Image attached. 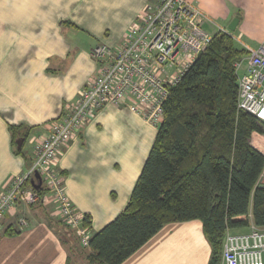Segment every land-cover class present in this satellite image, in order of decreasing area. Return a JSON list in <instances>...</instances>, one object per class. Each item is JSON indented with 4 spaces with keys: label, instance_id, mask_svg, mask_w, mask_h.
I'll use <instances>...</instances> for the list:
<instances>
[{
    "label": "crops",
    "instance_id": "1",
    "mask_svg": "<svg viewBox=\"0 0 264 264\" xmlns=\"http://www.w3.org/2000/svg\"><path fill=\"white\" fill-rule=\"evenodd\" d=\"M150 1L0 0V191L26 170L48 124L64 114L97 73L91 49L98 44L119 47ZM187 1L204 13V26H213L212 35L233 32L241 47L252 49L264 39V0ZM234 19L237 25L230 31ZM245 69L243 61L238 74ZM10 126L19 129L16 137ZM156 132L141 115L106 105L63 149L56 168L72 207L90 218V237L124 210ZM251 144L264 150V136L253 134ZM38 205L24 216L22 212L24 226L18 225L15 213L4 216L3 230L13 225L19 232L0 234V264L86 262L75 247L73 256L69 254L70 240L63 244L65 230L49 227V216L36 215ZM209 256L201 223L187 221L164 225L121 264H207Z\"/></svg>",
    "mask_w": 264,
    "mask_h": 264
},
{
    "label": "trees",
    "instance_id": "2",
    "mask_svg": "<svg viewBox=\"0 0 264 264\" xmlns=\"http://www.w3.org/2000/svg\"><path fill=\"white\" fill-rule=\"evenodd\" d=\"M246 54L232 34L217 31L180 81L167 86L162 121L129 201L91 235L87 263L121 264L164 225L199 221L210 247L207 264H220L227 232L264 229V183L259 181L264 155L251 144L252 135L264 130L237 109L235 63ZM10 130L15 137L19 133L13 126ZM38 192L41 198L45 194ZM46 222L71 233L60 220L47 217ZM82 222L88 229L89 216ZM18 232L9 225L0 234ZM76 239L79 252L83 248Z\"/></svg>",
    "mask_w": 264,
    "mask_h": 264
},
{
    "label": "built area",
    "instance_id": "3",
    "mask_svg": "<svg viewBox=\"0 0 264 264\" xmlns=\"http://www.w3.org/2000/svg\"><path fill=\"white\" fill-rule=\"evenodd\" d=\"M207 18L187 0H153L128 27L119 47L96 45L90 55L98 70L64 114L50 122L47 135L34 147L26 170L14 176L0 191V229L7 214H19L24 207L53 204L52 215L75 231L83 248L90 234L83 214L72 207L64 190L57 160L87 120L103 106H122L141 115L157 128L162 121V103L167 86L178 83L195 59L206 51L212 34L204 29ZM247 54L235 63L238 74L237 109L258 121L264 130V39L255 48L243 46ZM175 68L173 74L168 70ZM40 177L39 188L35 175ZM264 183V170L260 175ZM22 214V212H21ZM20 214V216H21ZM24 226V218H18ZM220 264H264V229L253 226L247 232H227Z\"/></svg>",
    "mask_w": 264,
    "mask_h": 264
},
{
    "label": "rangeland",
    "instance_id": "4",
    "mask_svg": "<svg viewBox=\"0 0 264 264\" xmlns=\"http://www.w3.org/2000/svg\"><path fill=\"white\" fill-rule=\"evenodd\" d=\"M204 29L207 32H209L210 34H212L214 32L213 26H211L209 24L204 26ZM229 33L232 34V35L235 34L233 32H229ZM250 45H252V44L250 43ZM174 71H175V68H172V69L168 70L169 75L173 74ZM254 134H257L258 136L261 135V134H258V133H254ZM262 136H264V134ZM257 149L259 151H262V153L264 154V150H262L261 147H258ZM27 209H32V207H24V208H22V211H20L19 214H16L18 216V218L20 217L21 212H23L22 216H24V214L27 213L26 212ZM53 210H54V205L53 204H47V205H41V206L38 205L37 209H36V215H40L41 218H42L43 215H45L46 217L49 216L50 218H53V219L57 220L56 217H54V215H51ZM63 232H65V231H63ZM63 234H65L67 240H72V238H73V234L72 233L68 232V233H63ZM73 247H75V246H74V243H73V240H72V241H70V244L67 247V248H69L68 249L69 254L72 255V256H73ZM81 251H82L84 256L89 253V249L88 248H83ZM79 254H80V252H79ZM79 260L80 261H76V264H89V263H87V261L85 262V261H81V259H79ZM83 260H84V257H83Z\"/></svg>",
    "mask_w": 264,
    "mask_h": 264
},
{
    "label": "water",
    "instance_id": "5",
    "mask_svg": "<svg viewBox=\"0 0 264 264\" xmlns=\"http://www.w3.org/2000/svg\"><path fill=\"white\" fill-rule=\"evenodd\" d=\"M237 25V19H234L232 22H231V24L229 25V27H228V29L230 30V31H233L234 30V28H235V26ZM16 143H17V146H18V148H20L21 147V145H22V143H23V139L22 138H19L17 141H16ZM35 178L38 180V184H34L33 186H34V188H39V186H40V177H39V175L38 174H36L35 175Z\"/></svg>",
    "mask_w": 264,
    "mask_h": 264
}]
</instances>
